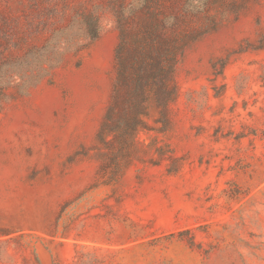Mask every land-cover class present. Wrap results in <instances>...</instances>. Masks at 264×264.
Returning <instances> with one entry per match:
<instances>
[{
    "label": "rangeland",
    "instance_id": "374dc122",
    "mask_svg": "<svg viewBox=\"0 0 264 264\" xmlns=\"http://www.w3.org/2000/svg\"><path fill=\"white\" fill-rule=\"evenodd\" d=\"M214 13L178 64L170 128L140 131L107 181L110 0H0V264H43L42 249L54 264H264V0Z\"/></svg>",
    "mask_w": 264,
    "mask_h": 264
},
{
    "label": "trees",
    "instance_id": "16d2710c",
    "mask_svg": "<svg viewBox=\"0 0 264 264\" xmlns=\"http://www.w3.org/2000/svg\"><path fill=\"white\" fill-rule=\"evenodd\" d=\"M249 1L110 0L119 42L112 90L96 135L105 156L100 174L107 181L116 180L133 163L140 131L170 128V106L178 97V64L192 42L223 22L214 10L239 14ZM83 22L89 41H96L100 14H85ZM45 61L57 64L54 59ZM152 117L157 128H152Z\"/></svg>",
    "mask_w": 264,
    "mask_h": 264
},
{
    "label": "water",
    "instance_id": "95a60500",
    "mask_svg": "<svg viewBox=\"0 0 264 264\" xmlns=\"http://www.w3.org/2000/svg\"><path fill=\"white\" fill-rule=\"evenodd\" d=\"M40 256L43 264H54L51 255L47 251L40 250Z\"/></svg>",
    "mask_w": 264,
    "mask_h": 264
}]
</instances>
